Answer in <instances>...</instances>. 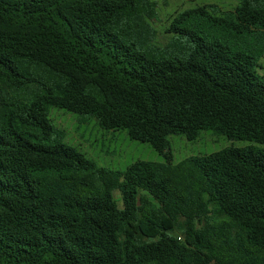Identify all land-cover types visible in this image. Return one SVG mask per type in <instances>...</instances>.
<instances>
[{
  "label": "trees",
  "instance_id": "trees-1",
  "mask_svg": "<svg viewBox=\"0 0 264 264\" xmlns=\"http://www.w3.org/2000/svg\"><path fill=\"white\" fill-rule=\"evenodd\" d=\"M156 7L0 0V264H264V0L177 12L163 46ZM51 107L164 161L98 166ZM206 129L253 145L173 163Z\"/></svg>",
  "mask_w": 264,
  "mask_h": 264
},
{
  "label": "rangeland",
  "instance_id": "rangeland-1",
  "mask_svg": "<svg viewBox=\"0 0 264 264\" xmlns=\"http://www.w3.org/2000/svg\"><path fill=\"white\" fill-rule=\"evenodd\" d=\"M157 3L156 15L151 25L156 30V45H165L170 34L165 32L173 16L180 11L205 4H213L220 12L232 11L239 0H153ZM221 38L222 33H212ZM256 74L264 78V56L258 61ZM48 118L51 124L63 133V142L76 148L98 166L113 171H124L136 161L163 162L164 159L152 149L149 143L130 140L125 130L105 131L98 127L94 119L77 115L59 108H49ZM172 162L177 163L190 156L207 155L226 147H245L250 142L231 141L216 135L212 130H200L194 140L182 135L167 137ZM264 147V146H262ZM114 197L120 207L117 192Z\"/></svg>",
  "mask_w": 264,
  "mask_h": 264
}]
</instances>
